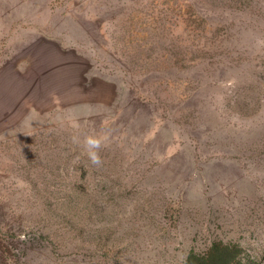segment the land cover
I'll list each match as a JSON object with an SVG mask.
<instances>
[{
	"label": "rangeland",
	"instance_id": "obj_1",
	"mask_svg": "<svg viewBox=\"0 0 264 264\" xmlns=\"http://www.w3.org/2000/svg\"><path fill=\"white\" fill-rule=\"evenodd\" d=\"M220 241L264 264V0H0V264Z\"/></svg>",
	"mask_w": 264,
	"mask_h": 264
},
{
	"label": "trees",
	"instance_id": "obj_2",
	"mask_svg": "<svg viewBox=\"0 0 264 264\" xmlns=\"http://www.w3.org/2000/svg\"><path fill=\"white\" fill-rule=\"evenodd\" d=\"M243 252L239 244L214 242L203 253L190 251L186 264H253L251 256Z\"/></svg>",
	"mask_w": 264,
	"mask_h": 264
},
{
	"label": "clouds",
	"instance_id": "obj_3",
	"mask_svg": "<svg viewBox=\"0 0 264 264\" xmlns=\"http://www.w3.org/2000/svg\"><path fill=\"white\" fill-rule=\"evenodd\" d=\"M100 143L101 142L99 140L94 139V138H89L87 140V145L89 147V152H88L89 159L93 164H96V165L101 163L100 156L98 152L96 151V149L100 148Z\"/></svg>",
	"mask_w": 264,
	"mask_h": 264
},
{
	"label": "crops",
	"instance_id": "obj_4",
	"mask_svg": "<svg viewBox=\"0 0 264 264\" xmlns=\"http://www.w3.org/2000/svg\"><path fill=\"white\" fill-rule=\"evenodd\" d=\"M56 66L62 67V62H59ZM66 83H68V82H66Z\"/></svg>",
	"mask_w": 264,
	"mask_h": 264
}]
</instances>
